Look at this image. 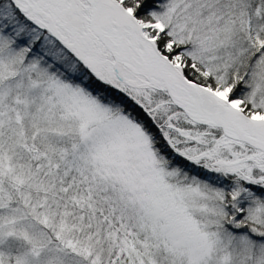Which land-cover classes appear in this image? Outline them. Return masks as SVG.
I'll use <instances>...</instances> for the list:
<instances>
[{"label":"snow or ice","instance_id":"6c2138e0","mask_svg":"<svg viewBox=\"0 0 264 264\" xmlns=\"http://www.w3.org/2000/svg\"><path fill=\"white\" fill-rule=\"evenodd\" d=\"M0 264H264V0H0Z\"/></svg>","mask_w":264,"mask_h":264}]
</instances>
